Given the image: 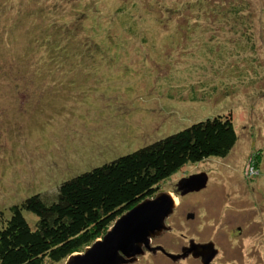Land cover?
<instances>
[{
	"label": "rangeland",
	"instance_id": "obj_1",
	"mask_svg": "<svg viewBox=\"0 0 264 264\" xmlns=\"http://www.w3.org/2000/svg\"><path fill=\"white\" fill-rule=\"evenodd\" d=\"M214 114L230 116L236 141L158 183L176 202L149 245L216 252L143 248L122 264H264V0H0L3 217ZM201 172L204 184L181 192Z\"/></svg>",
	"mask_w": 264,
	"mask_h": 264
},
{
	"label": "trees",
	"instance_id": "obj_2",
	"mask_svg": "<svg viewBox=\"0 0 264 264\" xmlns=\"http://www.w3.org/2000/svg\"><path fill=\"white\" fill-rule=\"evenodd\" d=\"M228 114H214L33 193L0 211V264H46L80 252L113 220L186 162L222 157L236 141ZM52 197H51V196ZM22 209L35 214L30 226Z\"/></svg>",
	"mask_w": 264,
	"mask_h": 264
},
{
	"label": "water",
	"instance_id": "obj_3",
	"mask_svg": "<svg viewBox=\"0 0 264 264\" xmlns=\"http://www.w3.org/2000/svg\"><path fill=\"white\" fill-rule=\"evenodd\" d=\"M205 173L192 174L183 177L178 182L181 192L198 189L205 182ZM174 206L170 193L156 191L152 197H145L132 207L118 215L101 235L82 252H72L63 264H122L132 262L136 254L143 252V248L155 251L158 248L163 254L175 259L178 256L192 252L208 259L216 252L210 241L203 243H190L181 249V254L165 251L160 246H150L149 236L158 233L164 226V217ZM205 262L206 260H202Z\"/></svg>",
	"mask_w": 264,
	"mask_h": 264
},
{
	"label": "bare ground",
	"instance_id": "obj_4",
	"mask_svg": "<svg viewBox=\"0 0 264 264\" xmlns=\"http://www.w3.org/2000/svg\"><path fill=\"white\" fill-rule=\"evenodd\" d=\"M174 201H175V197H174ZM176 202V201H175Z\"/></svg>",
	"mask_w": 264,
	"mask_h": 264
},
{
	"label": "flooded vegetation",
	"instance_id": "obj_5",
	"mask_svg": "<svg viewBox=\"0 0 264 264\" xmlns=\"http://www.w3.org/2000/svg\"><path fill=\"white\" fill-rule=\"evenodd\" d=\"M238 228H240V227H238Z\"/></svg>",
	"mask_w": 264,
	"mask_h": 264
}]
</instances>
